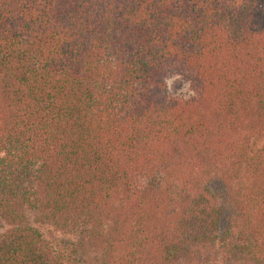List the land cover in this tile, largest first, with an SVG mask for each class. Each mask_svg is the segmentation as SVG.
I'll return each mask as SVG.
<instances>
[{
	"label": "trees",
	"instance_id": "trees-1",
	"mask_svg": "<svg viewBox=\"0 0 264 264\" xmlns=\"http://www.w3.org/2000/svg\"><path fill=\"white\" fill-rule=\"evenodd\" d=\"M0 220V264H264V0H0Z\"/></svg>",
	"mask_w": 264,
	"mask_h": 264
},
{
	"label": "rangeland",
	"instance_id": "rangeland-1",
	"mask_svg": "<svg viewBox=\"0 0 264 264\" xmlns=\"http://www.w3.org/2000/svg\"><path fill=\"white\" fill-rule=\"evenodd\" d=\"M166 86L169 94L173 96L187 97L191 94V90L189 89L187 81L178 75H173L168 77L166 79ZM212 185H215L214 188H221V184L217 182L214 183L213 180H212ZM33 214L34 213L31 211L27 212V218L29 223L31 224H33L32 222ZM4 227L5 224L2 222V220H0V231H2ZM37 227H39L40 231L44 234V236L47 238V240L55 250H59V248L68 249L69 247L71 248L75 246L76 249L81 250V257L92 259V255L94 254V252L86 248H82L83 247L82 243L86 244L85 242H87V238L84 237V234H80V233L62 234L51 230V228L47 226H37Z\"/></svg>",
	"mask_w": 264,
	"mask_h": 264
}]
</instances>
